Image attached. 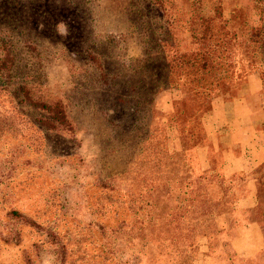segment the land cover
<instances>
[{"label": "rangeland", "instance_id": "374dc122", "mask_svg": "<svg viewBox=\"0 0 264 264\" xmlns=\"http://www.w3.org/2000/svg\"><path fill=\"white\" fill-rule=\"evenodd\" d=\"M254 13L253 0H0V59H13L0 79V264H264V249L246 258L232 246L251 223L264 231V85L250 54L227 60L230 95H213L238 100L252 75L262 86L254 144L236 143L242 123L225 115L223 139L245 153L238 169L227 171L226 158L216 168L215 182L236 193L230 224L186 227V152L215 138L197 113L189 128L181 120L200 90L186 67L201 50L194 14L214 20L215 39H231L249 37ZM24 85L62 101L71 131L43 127L17 95ZM255 178L258 209L233 211ZM205 205L204 219L223 213Z\"/></svg>", "mask_w": 264, "mask_h": 264}, {"label": "trees", "instance_id": "16d2710c", "mask_svg": "<svg viewBox=\"0 0 264 264\" xmlns=\"http://www.w3.org/2000/svg\"><path fill=\"white\" fill-rule=\"evenodd\" d=\"M158 4L163 5L164 0H156ZM254 1V14L257 17L254 26L249 28V37L239 36L238 33L232 34V38L227 36L223 39H215L213 35V19L210 17H197L194 14L192 22L198 29L199 34L194 36L196 43L201 46L198 53H192L186 56V67L191 69V75H194L196 84L200 86V90L196 91L197 106L191 107L186 110V114L182 115L181 120L186 123V128H189L192 123L191 119L194 118L193 113H197L196 119L199 124L206 127L208 131L215 138V144L199 148L202 154L197 153L191 158L186 152V202L191 206L186 205V213L190 215L186 217L187 226H201L202 222L207 223L210 227L216 222V219H226V209L235 198L236 193L233 191H224L215 178L218 176L216 168L221 160H225L230 155L245 156L241 146L237 147L223 139L222 133L225 134L230 129L229 124L226 122V104L234 100H222L220 96L217 98L213 95L215 93L229 94L230 83L232 76H227L228 71L225 69L227 60L232 59L235 54H250L254 69L260 73L264 85V0ZM238 15L242 18V12L239 11ZM219 16V15H218ZM198 19V21H197ZM237 30L241 29L242 25L237 23ZM230 34V33H229ZM236 39V40H232ZM216 41L217 43H214ZM212 45L215 49L212 51ZM223 50L222 53H218ZM13 59L8 53L4 59H0V79L9 78V70L12 66ZM224 70L216 74V71ZM232 75V74H231ZM242 73L240 69L236 71L234 83L241 80ZM207 77H211V81L207 82ZM18 97L20 101L34 109L41 112L40 123L43 127L49 130H70L72 123L67 114L65 105L59 100H48L41 95H37L29 86H21L18 88ZM222 96V95H221ZM211 99V101H210ZM209 101L212 104H209ZM211 106V108H210ZM210 108V109H209ZM198 144V142H196ZM196 144V146H197ZM197 151V150H196ZM204 151V152H203ZM181 161V160H180ZM195 163V164H194ZM179 164V163H178ZM224 164V163H223ZM246 168H241L238 172H244ZM259 179H252L248 185V195L234 201L233 211L236 209L239 213L254 212L258 209L260 201L258 198ZM221 189V190H220ZM252 192H255V206L244 208L241 200L250 197ZM203 204H209L211 209H218L223 211L212 218L204 217L203 209L206 207ZM205 205V206H206ZM223 214V215H222ZM13 215L18 218L23 217L21 213L14 211ZM198 216V217H194ZM228 218L230 216H227ZM236 218V217H232ZM33 225H37L34 221L27 219ZM229 222V220H228ZM230 224V222H229ZM231 226H226L219 229V233L224 230H230ZM241 228V227H240Z\"/></svg>", "mask_w": 264, "mask_h": 264}, {"label": "crops", "instance_id": "0c3cea01", "mask_svg": "<svg viewBox=\"0 0 264 264\" xmlns=\"http://www.w3.org/2000/svg\"><path fill=\"white\" fill-rule=\"evenodd\" d=\"M260 79H258V76L252 75L248 77V80L246 84L240 88V98L236 101H232L228 104H226V113L231 121L239 120L242 123L241 129H234L232 132L233 140L236 143H243L247 145L254 144V140L257 136L251 139H248L247 141V134L250 133L252 128V124H254L257 121L263 120L262 117L257 113V107L256 103L254 102L255 96L258 95V92L261 88ZM261 106L260 104L258 107ZM232 114V115H231ZM240 131V132H239ZM239 133H245L246 137L241 136L237 138L236 135ZM245 161L244 156H237V155H230L226 157V170L232 171L234 168L238 169L239 166H241ZM229 168L231 170H229ZM255 192H252L250 197H247L243 200H241V203L244 205V208H249L255 206ZM233 249L242 257H255L264 249V231L262 227L256 222L251 223L246 227L241 235L233 240L232 242Z\"/></svg>", "mask_w": 264, "mask_h": 264}]
</instances>
